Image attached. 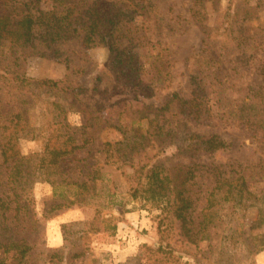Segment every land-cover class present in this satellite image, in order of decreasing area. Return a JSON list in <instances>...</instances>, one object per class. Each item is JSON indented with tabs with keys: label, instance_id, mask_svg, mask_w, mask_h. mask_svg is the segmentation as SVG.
<instances>
[{
	"label": "rangeland",
	"instance_id": "rangeland-1",
	"mask_svg": "<svg viewBox=\"0 0 264 264\" xmlns=\"http://www.w3.org/2000/svg\"><path fill=\"white\" fill-rule=\"evenodd\" d=\"M193 3L151 0L149 17H138L139 21L146 19L144 29L152 43L134 50L143 65L141 81L135 87L111 66L105 47L85 46L78 40L65 45L57 59L26 54L16 61L14 67L27 76L68 79L86 88L79 99L68 98L75 108L67 113V121L79 128V144L84 135L91 134L93 139L71 156L67 165L98 171L95 184L90 183L93 194L83 196L86 202L61 207L46 217L42 216L44 210L61 201L62 195L75 197L76 186H53L46 181L33 185L39 229H19L17 234L35 245L28 264H157L155 255H148L144 245L157 248L167 242L172 261L166 264H264V78L258 70L264 64V0H208L203 24L191 14ZM4 58L0 51V62ZM192 69L206 76L210 112L199 120L184 119L180 135L189 129L215 132L230 145L212 153L182 155L177 134L159 148L149 151L146 147L134 153L131 162L106 163L103 144L121 140V125H129L132 119L146 125L170 92L189 94L188 72ZM39 109L33 105L29 110L32 125H39ZM131 126H138V121ZM19 145L24 154L40 151L43 146L39 139H20ZM158 159L169 168L192 161L220 167L225 176L235 177L234 185L244 186L242 200L218 197L210 210L209 239L188 242L179 222L165 218L168 215L162 206L143 196L134 198L135 166ZM209 174L205 169L197 172L203 194L214 185V175ZM73 177L83 176L77 172ZM206 203L204 198L198 203L196 221L203 219ZM97 210L102 219L110 220L108 225L117 223L116 232H89L77 240L83 243L81 247H64L61 224L91 220ZM79 249L83 254L73 258Z\"/></svg>",
	"mask_w": 264,
	"mask_h": 264
},
{
	"label": "trees",
	"instance_id": "trees-1",
	"mask_svg": "<svg viewBox=\"0 0 264 264\" xmlns=\"http://www.w3.org/2000/svg\"><path fill=\"white\" fill-rule=\"evenodd\" d=\"M193 1L191 14L203 24L208 0ZM151 12V0H0V51L5 56L0 62V157L3 158L0 162V264L30 262L35 245L17 234L19 229H39L40 217L34 211L31 195L36 182L76 186L75 197L71 199L62 195L61 201L44 210L42 216L46 217L61 207L86 202L83 196L90 192L93 194V185L98 178V171L94 169H70L72 167L67 165L71 156L93 139L91 134L84 135V142L79 144V128L67 121V113L75 108L73 100L68 98L79 99L86 88L68 79L27 76L14 67L16 61L26 54L57 59L63 54L65 45L78 40L85 46L105 47L111 66L135 87L141 81L143 65L134 50L150 42L144 29L146 19L139 21L138 17H149ZM207 36L212 38L211 33ZM13 55L14 59L10 60ZM258 70L264 78V64ZM205 77L199 69L190 70L189 94L170 92L144 126L140 119H132L129 125L122 124V139L103 144L105 162H131L134 153L146 147L150 151L159 148L161 143L173 141L175 135H180L179 125L184 119L206 117L210 111L207 108L209 90ZM33 105L40 108L39 125H32L29 120V110ZM136 121L138 126H131ZM179 138L178 147L182 155L199 151L212 153L230 145L215 132L189 129ZM20 139H39L43 146L40 151L24 154L20 150ZM171 168L159 159L135 166L133 178L137 185L133 187V196H143L162 206V211L168 215L165 218L170 222L177 220L187 241L198 244L209 239L206 231L213 222L210 210L218 199L242 200L244 186L234 185L235 177L225 176L220 167H209L196 161L172 168L174 170ZM201 169L214 175V185L205 193L207 195L203 194L196 179ZM77 172L83 176L82 179L73 177ZM202 198L207 202L202 208L203 219L196 221L195 212ZM108 221L102 219L97 210L91 220L63 222L64 247H81L83 243L77 240L84 239L89 232L115 233L117 223L108 225ZM78 223L81 226L78 227ZM144 246L148 255H155V263L172 261V250L167 251L171 248L169 242L157 248ZM82 254L79 249L72 256L75 258Z\"/></svg>",
	"mask_w": 264,
	"mask_h": 264
}]
</instances>
